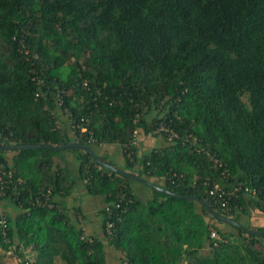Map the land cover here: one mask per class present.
Segmentation results:
<instances>
[{
    "label": "trees",
    "instance_id": "obj_1",
    "mask_svg": "<svg viewBox=\"0 0 264 264\" xmlns=\"http://www.w3.org/2000/svg\"><path fill=\"white\" fill-rule=\"evenodd\" d=\"M70 143L264 232V0H0V147ZM6 153L20 183L0 198L18 209L0 211L4 253L107 264L109 245L114 264H264V234L194 199L138 198L146 185L80 148ZM79 188L101 203L93 234L86 205L62 204Z\"/></svg>",
    "mask_w": 264,
    "mask_h": 264
},
{
    "label": "water",
    "instance_id": "obj_2",
    "mask_svg": "<svg viewBox=\"0 0 264 264\" xmlns=\"http://www.w3.org/2000/svg\"><path fill=\"white\" fill-rule=\"evenodd\" d=\"M41 148H47V149H51L55 152H59V151H62V150H65L67 148H80L82 150H84L85 152H88L90 153L91 157L94 159V161L100 165L101 167H104L116 174H119V175H122L124 177H127V178H130L132 180H135L143 185H146L147 187H150L152 189H155L163 194H166V195H169V196H173V197H176V198H179V199H194L196 201H198L199 203H201L202 205H204V207L206 208V210L211 213L214 217H216V219H218L219 221L223 222V223H226V224H229V225H232L236 228H239L241 229L242 231H244L245 233L249 234V235H254V236H258V235H262L264 234V232H255V231H251V230H248L246 228H244L243 226L239 225L237 222L233 221L232 219H229V218H225V217H222L220 215H218L215 211H213L210 207H208V205L203 201V200H200L199 198L197 197H190V196H180V195H177V194H174L170 191H167L166 189H163V188H159L157 187L156 185H153L152 183L148 182L147 180L141 178V177H138L137 175H133L127 171H122V170H119L113 166H111L110 164H107L103 161H101L93 152H91L90 149H88L86 146L84 145H79V144H76V143H70L68 145H65V146H62V147H52V146H41V145H19V146H2L0 147V151H15V150H23V149H41Z\"/></svg>",
    "mask_w": 264,
    "mask_h": 264
},
{
    "label": "crops",
    "instance_id": "obj_3",
    "mask_svg": "<svg viewBox=\"0 0 264 264\" xmlns=\"http://www.w3.org/2000/svg\"><path fill=\"white\" fill-rule=\"evenodd\" d=\"M14 151H7L6 153V158L8 160L9 163H11V158L13 156V153ZM109 153V152H108ZM111 157L115 158V155L114 154H110ZM84 195H85V192H80V190L78 189H75L69 196H67L66 198H64L62 204L63 206L66 208V209H71L73 206H77L78 202L81 201V198H84ZM78 199V200H77ZM86 199V198H85ZM81 203V202H80ZM83 203V202H82ZM84 204V203H83ZM90 204V203H89ZM85 205V204H84ZM3 208L6 210V212L11 216L13 217L14 214L18 213V209L12 205L11 202H9L8 200H5V203L3 205ZM2 208V209H3ZM0 208V211L2 210ZM70 211V210H69ZM83 211L84 212H87L89 211V207L87 208V206L83 207ZM89 215L91 214V212H87ZM68 217L70 219H74L73 218V215L68 213ZM91 217H92V214H91ZM89 217L90 219L86 220L85 221V224L83 223V226H84V230H85V233L86 234H93L94 231H97L98 228L96 227V223H94V221H92V218L94 217ZM84 222V221H83ZM93 223H94V226H93ZM97 229V230H96ZM31 251V250H30ZM29 250H24V256L26 258H29V260H31V253H30ZM105 251L109 254L108 256H106L107 258V264H114L117 256H118V253L116 252H113V249L111 246L109 245H105ZM31 257V258H30ZM10 257L7 256L6 252L4 253V251H1L0 250V264H6L5 260H8V263L7 264H14L13 262H10L12 261V259H8ZM12 258V257H11ZM4 261V263H2Z\"/></svg>",
    "mask_w": 264,
    "mask_h": 264
},
{
    "label": "built area",
    "instance_id": "obj_4",
    "mask_svg": "<svg viewBox=\"0 0 264 264\" xmlns=\"http://www.w3.org/2000/svg\"><path fill=\"white\" fill-rule=\"evenodd\" d=\"M85 131L84 129H82V132ZM158 132V131H156ZM131 143L134 144V141H131ZM20 181L17 180V182L13 185V180H12V174L11 172H5L4 171V166L2 164H0V198L5 196L6 193L8 192V190L10 189V186H12L13 189H16V187L19 185ZM218 188V186H215L214 189L212 191H210V195H213L214 191H216ZM42 196L45 197V200L41 203V200L40 198L41 197H37L35 199V202L38 204V205H44L45 202L47 201V193L46 195L43 194ZM0 225L3 229L2 233L3 235L5 236L6 235V221L3 217L0 216ZM112 227V224L111 223H107L106 224V231H107V234H111V231L109 230L110 228ZM212 237H215V233L213 232L211 234V238ZM6 254L8 257H12L14 264H34L32 260H29V261H25L23 260L22 258H20L18 256V254L16 252H14V250H12L11 246L8 247V250L6 251ZM124 264V263H123Z\"/></svg>",
    "mask_w": 264,
    "mask_h": 264
},
{
    "label": "rangeland",
    "instance_id": "obj_5",
    "mask_svg": "<svg viewBox=\"0 0 264 264\" xmlns=\"http://www.w3.org/2000/svg\"><path fill=\"white\" fill-rule=\"evenodd\" d=\"M136 142H137V139H136ZM158 143H159V141H157V140L148 139L146 143L143 142V145H142L141 148H143L144 151H145V149L147 151H149L152 147L156 146ZM105 150H106L105 152H109L110 154H114L115 155V158L117 160L120 159L119 149L115 145H106ZM113 163L117 167H120V166L122 167L123 166V164L120 163V160L118 162H115L114 161ZM78 190H80V192H84V189L83 188H79ZM134 192L136 193V196H138V198H141V199L142 198H148L150 196V190H149V188L147 186H143V189L141 191H138L137 192V189H136V191H134ZM82 202L87 206V208L89 207V211H87V212H89V213L91 212L92 215H93L95 209H97L101 205L100 200L98 198H96V197L95 198L89 197L87 195H84V198H81V203ZM87 212H85V213L88 216V218L91 217V214L89 215ZM78 219H80V218L78 217ZM83 223L85 224V221ZM93 226H94V223H93ZM262 242L264 243V241H262ZM108 255L109 254L106 252V256H108ZM202 256H204V255H200L197 258H202ZM8 259H12V258H8ZM5 262L7 264L8 263V260H5ZM10 262H13L14 263L15 261H13V259H12V261H10ZM2 263H4V261ZM56 264H62V263L57 262Z\"/></svg>",
    "mask_w": 264,
    "mask_h": 264
}]
</instances>
